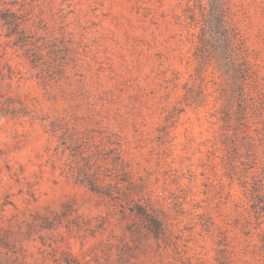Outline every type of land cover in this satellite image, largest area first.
Listing matches in <instances>:
<instances>
[{
	"label": "rangeland",
	"instance_id": "rangeland-1",
	"mask_svg": "<svg viewBox=\"0 0 264 264\" xmlns=\"http://www.w3.org/2000/svg\"><path fill=\"white\" fill-rule=\"evenodd\" d=\"M226 1L244 62L212 0H0L27 28L0 21V264H107L124 202L85 182L124 171L179 264H264V0Z\"/></svg>",
	"mask_w": 264,
	"mask_h": 264
},
{
	"label": "trees",
	"instance_id": "trees-1",
	"mask_svg": "<svg viewBox=\"0 0 264 264\" xmlns=\"http://www.w3.org/2000/svg\"><path fill=\"white\" fill-rule=\"evenodd\" d=\"M214 1L218 8L217 11L221 23L219 29V36L221 37L219 40L223 43L221 46L223 56L225 51L232 54L235 52L234 55L237 62L243 61L242 56L239 55L241 53V48L239 47L241 38L231 25L228 2L226 0H212L211 4ZM201 19L206 22L207 16H202ZM20 20V16L11 10L7 9L0 13V21L7 29V35L14 36L18 43H23L25 42L27 28L25 23ZM205 29L206 26L201 27L199 38V46L204 48L210 46V40H216V38L211 37L212 35L208 37ZM198 50H200V47H198ZM238 51H240L239 54L237 53ZM236 68L240 75L245 72V70L244 72L240 71L238 64H236ZM121 181L127 184L126 192L122 191L121 193L118 190H112L111 187L108 188L109 186L102 187L97 185L94 180L85 182L92 192L107 197L112 201L124 202L121 204L122 208L119 211L120 221L127 222L123 233L111 236L108 242L101 244L107 264H131L146 247L151 248L150 259L152 264H179L180 260H176V257L180 255V238L176 234L169 216L163 211L154 208L149 199L138 196L135 191L138 186L132 181L128 171L123 172ZM125 205L126 208H124ZM107 221L108 219H102L101 226H98V229H103V225ZM222 253L224 252H220V254ZM63 259L69 264L68 256L65 255ZM217 261L219 264H227L228 259L224 254Z\"/></svg>",
	"mask_w": 264,
	"mask_h": 264
}]
</instances>
